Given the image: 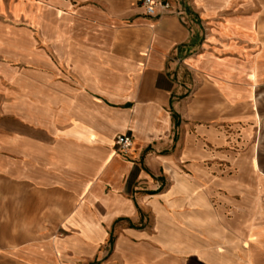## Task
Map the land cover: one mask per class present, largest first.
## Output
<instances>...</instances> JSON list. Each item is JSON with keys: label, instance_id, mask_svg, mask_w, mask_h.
<instances>
[{"label": "crops", "instance_id": "crops-1", "mask_svg": "<svg viewBox=\"0 0 264 264\" xmlns=\"http://www.w3.org/2000/svg\"><path fill=\"white\" fill-rule=\"evenodd\" d=\"M157 1L0 0L1 216L36 220L0 264H231L230 222L264 235L231 152L264 127V0Z\"/></svg>", "mask_w": 264, "mask_h": 264}, {"label": "rangeland", "instance_id": "rangeland-1", "mask_svg": "<svg viewBox=\"0 0 264 264\" xmlns=\"http://www.w3.org/2000/svg\"><path fill=\"white\" fill-rule=\"evenodd\" d=\"M231 152L233 153V161L235 162H246L248 156L256 157L260 171L264 174V127L262 128L261 133H259V136L257 135L255 138H252L249 146L244 147V149H231ZM232 153L229 156V159L231 158ZM3 205L6 206V203L0 202V241H6L7 221L10 222L12 229L17 231L19 227L27 231L35 228V219H22L18 216H14L15 214H17V212L13 209L14 203H11V217L6 218V216H1L2 213L6 214V211H3ZM217 205L218 203H216L215 206L217 207ZM259 214L263 217L264 212H260ZM259 220L256 222L258 223ZM260 222H262V224L264 225V220ZM224 224H226V220ZM229 225L234 227V232H223L219 235V246L221 248L220 253L229 263L243 264L247 263L246 259H248L249 257H264V249L262 248L261 244L264 242V235H261V237L257 233H248L246 231V219L243 218L236 219L235 222H230ZM11 237L17 238V240L29 238L30 233H12Z\"/></svg>", "mask_w": 264, "mask_h": 264}, {"label": "built area", "instance_id": "built-area-1", "mask_svg": "<svg viewBox=\"0 0 264 264\" xmlns=\"http://www.w3.org/2000/svg\"><path fill=\"white\" fill-rule=\"evenodd\" d=\"M141 6L144 9V14L150 17H155L159 9L169 10L170 4L168 2H160L157 0H140ZM133 144L131 135H119L115 139V146L119 153L128 155ZM88 264V263H81Z\"/></svg>", "mask_w": 264, "mask_h": 264}]
</instances>
